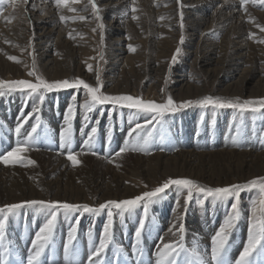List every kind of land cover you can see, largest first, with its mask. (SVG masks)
Listing matches in <instances>:
<instances>
[{"label":"rangeland","instance_id":"rangeland-1","mask_svg":"<svg viewBox=\"0 0 264 264\" xmlns=\"http://www.w3.org/2000/svg\"><path fill=\"white\" fill-rule=\"evenodd\" d=\"M47 1L49 0H26L27 8H24V10L32 9L30 4L40 6V8L44 7L46 4L43 5V3ZM126 1L131 3L129 5L130 8L127 9L132 17L127 16L123 20L125 22L121 26L122 29H120V26L116 25V20L112 18V15L115 13V9L119 11ZM194 1L198 3L195 8L197 10L194 11V18H203L204 21L211 22V26L218 22L219 11L216 8L220 5V2L215 3L213 0ZM23 2L24 0H0V18L7 10L13 9L11 17L1 22L2 25L7 24L5 29H9V35L13 39V42L5 41L0 38L2 47L0 50V81L10 83L13 81L25 80L30 83H36L38 82L37 78H41L49 83H55L64 80H68L69 82L83 80L89 86L100 87L101 92L105 95L117 96L115 91L119 89V91H123L126 95L134 94L142 99H154L157 97L160 103H166L167 99L171 97L177 105L189 100L198 101L208 96L213 98L220 97L226 100L236 99L220 96L228 86H231L229 85L231 84L229 79L217 83L215 78L210 76L208 78L204 70L196 68V64L193 63V61L194 57L198 55L197 49L201 46L200 37L202 34L198 32L197 35H192V31L189 30L183 22H179L174 16L170 22L176 23V26H171L169 21L165 20L164 10L166 8L171 10L172 5H159L158 8L151 9L146 0H94V3L99 9L97 12L93 9L90 0H78L76 3H73L72 0H68L66 4L58 6L59 12L57 15L60 16L61 23L60 26L56 28V31L60 29L61 33H64L62 41L56 44L47 42L44 45L45 47H49V49H52V47L54 49V52H52V62L49 63L48 61L51 60V57L47 55L43 57L39 56L37 51L33 48V42L30 40L31 31L26 30L24 27L26 22L22 20L24 17V11L22 10ZM239 2L241 10H243L244 5L250 6L249 9L253 8L249 0H240ZM87 3L89 6L86 7ZM47 7V9L52 8H49V6ZM80 8L87 9L85 17H73L75 12ZM133 9H135V11H133ZM45 10L46 8L38 12L37 10L31 11H33V14H36L35 16L45 18ZM104 11L108 14L103 15ZM257 11L264 12V9H259ZM109 12H112V15L109 14ZM247 12L251 13L250 10H247ZM6 15L9 16L8 13ZM61 17H64V19L62 20ZM133 17H135V19ZM173 19L176 20L173 21ZM45 20L48 21L49 19ZM259 20L262 21L260 18ZM204 21H202V23H204ZM114 26H116V28L119 27V29L116 31ZM46 27L47 30H49L48 28H50V26ZM202 28H204V26ZM254 28V31L259 30V33H264V25L260 29H258L257 26ZM229 29H225V31H229ZM202 30L203 29H201V31ZM115 31L117 32L116 34H114ZM229 34H231L230 31ZM116 35L126 36L124 48L127 51L123 52L121 57L129 58L123 65L117 66L115 71L111 72L110 61L113 59L110 57V54H112V52L116 53L118 48L121 47L120 44L113 42L115 37H117ZM225 35L226 33L221 32L219 39H222ZM181 40L183 42H181ZM263 40L264 37L260 42L261 46H264ZM177 49H179V52H177ZM71 51H73V54H71ZM190 52H196V55H190ZM46 54H50V52ZM221 56L223 55L221 54ZM10 57L14 59H10ZM68 60H72L71 63H67L69 62ZM182 76H185V82H183L184 86L173 96L170 93L171 87L176 85L177 80L184 79ZM81 87L78 89H59L51 92L42 90V100L39 98V94H29L28 91H8L7 89H3L4 95L0 96V103L3 104V107L10 105L12 100L15 101L16 98L20 97V100L17 101L20 103L18 109L23 111L26 109L24 111V117L20 121H28L27 125L29 124L30 126L28 130H32L35 127L36 131H39V129L37 130V124L40 123L36 122L33 114L47 103V93L56 94L49 100V104H54L55 102H58V104L61 103L63 115L69 116V109H71V115H78L80 119H84V116L87 118L90 117L91 122L89 121L88 124L90 126V131L92 128L96 129L98 116H102L105 120L110 117L117 122H125V127L120 134L118 144L112 151H109L107 155L110 159L104 161L98 160V158L103 156L106 157L107 152H105V149L110 145V139L106 141V136L101 142L102 148L100 149L99 147V149L94 152L93 150L96 149V136L92 142L93 150L86 148L88 150L84 149L87 151L84 157L79 158L76 156L78 159L76 165H73L72 161L69 160L67 169L58 168L49 175L48 181H51L50 186L53 185L56 187V190L60 191L58 195H54L58 191L45 195V190L48 186L44 184L41 187L35 188V191H31L29 194H23L24 196L18 199L19 204H28L27 202L33 201L34 199H32V196L36 195L35 193L37 192L40 196H44L42 199L46 203H67L66 200H68V196L71 194L74 199L78 198L80 202H85L84 204L88 203L90 206L93 205L95 207L101 200L107 199L119 202L134 199L137 196L143 195L145 192L153 191L157 187L162 186L169 179H190L200 187L214 189L229 187L236 184L244 185L254 179L259 180L264 178V168L259 171L258 175H254L255 173L253 174V171H251V173L250 171L247 172L244 170V165H242L244 158L240 154L241 152H250L251 147L257 141L261 142L262 148L260 149L264 150V108H260L259 105L254 106L259 109L258 111L253 112L251 110H246L241 112L238 109H214L211 106L200 107L193 104L190 107L180 108L175 112L165 113L162 118L157 117L155 113H145L135 109L120 108L112 104H96L92 107L91 111H88L86 105L92 103L91 97L87 93V90ZM187 87H189V90L186 91ZM55 91L62 94V102L59 100L60 96L57 97L59 93H54ZM246 92L239 98L241 102L244 100H251L244 98L249 96V92H257V94L264 99V87L261 86V84L259 85L256 79L249 82ZM6 116L9 117L10 115L8 116L6 114ZM59 118L58 116L57 119L59 120ZM63 120L64 118L62 117L60 121L63 122ZM138 125L139 127H137ZM13 128L15 127H11V129ZM78 129L82 132L81 127ZM45 131L52 133L47 141H42L41 138L35 139V141L29 139L24 144H21L23 140L22 137H26V134H23L19 142L21 145H30L33 143L41 144V142H43L44 144H52L51 147H56L55 144H59L61 149L68 150V147L64 145L61 140V135L65 132L61 124L56 130L47 129ZM124 132L126 133L125 135ZM83 135H85V139L88 141L86 132ZM128 135L133 136L134 139H129ZM72 137H74V134ZM72 137L71 152L76 155L77 149H82L86 141L75 144ZM17 140L18 139H15L13 142H17ZM135 140L137 141L136 144ZM177 141L180 142V148L183 149V152L196 148V152L202 154L196 158V160H198V166H201L198 167L199 169L191 171L189 168L182 170L180 167H172L171 165L164 166L161 163L162 161L158 162L155 159L157 154L161 152L166 153V148H169L173 142ZM13 145L15 144L13 143ZM6 147L8 149L11 148L9 145H3L2 150L6 149L3 150L4 153L8 150ZM51 147H47V150L50 151ZM126 148L129 150L123 151L125 153L121 152V149ZM43 149L46 148L43 147ZM130 153H132V155ZM138 153L145 156L143 157V161L146 162L141 163L139 159L133 157V155H137ZM30 163L31 162L26 161L25 157H22L12 164H0V172H6L7 167L14 169L10 171L7 170L8 175L5 174V178H0L1 180H6L7 184L5 186L8 188V191H16L15 189L18 190L20 188V183L17 180L18 178H22L21 176H23V174L26 176V179L27 177L29 178V183H31L36 181V176H40L52 170L50 167H45L44 164L42 165V163L40 165H32ZM0 174L3 176L2 173ZM116 179L120 181V185L122 184L121 186L119 185V190L117 188L118 184L114 181ZM98 181L106 188L99 193H93V186ZM40 188H43V190ZM164 193L169 195V206L165 213L164 226L159 232L166 228L169 221L168 218L176 216V214L178 215V212L188 218L200 219L204 216H210V211L215 209L216 205L219 204L223 205V207L225 206V211L223 216L224 219L216 229L218 232L225 221L233 215L232 205L237 204L239 218H244L243 229L246 230L247 235H245L244 238L240 237L241 250L235 254V256L230 257L228 261H223L224 264H237L240 254L247 246L249 233L254 222L252 213L253 202L258 201L261 195L258 187L243 189L239 193L238 198L207 196L205 193L199 192L197 188H193L191 199H189L188 189L177 185H170ZM11 199L12 197H6L4 199V197L1 196L0 206L3 205L4 200ZM153 200L154 198L151 201H141L135 208L123 212L111 207L100 211L104 212L105 215L102 217L101 221H99L97 231L100 235V240L98 242H93V250L99 247L100 241L103 239L105 227L109 222V212L112 213L111 228L116 225L122 227V225L126 223V218L129 217H134L137 220V227H140L141 221L144 223L147 215H150L149 211ZM257 207H259V205H257ZM33 209L46 216V219H43L44 222L42 226L51 219L53 213L56 216L54 224L56 221L66 219L68 213L75 215L71 229H67L69 233L65 235L63 248L61 246L60 251L66 252L67 254L74 251L75 254L73 257L79 258L81 264H90V260L88 259L89 256L93 258L92 264H99V262L102 264V261L96 258L97 256L90 250L89 245L87 247V251H89L87 259H84L83 244L78 247L79 249H77V245L73 246V243H76V229L79 226L81 217L91 212H85L82 209L75 211L76 213L68 212L62 208L46 209L41 205L40 207L35 206ZM22 214L24 216V212ZM91 214L95 215V213ZM10 215L11 212L7 210L0 212V223L5 225ZM237 221L238 219L235 221V227L237 226ZM261 221H264V214L257 211L255 222L258 229ZM73 229H75L74 233ZM190 229L191 228H186L183 232L188 238L190 235H193V231L190 232ZM211 229H214V225ZM159 232L155 233L157 237L160 235ZM70 233L73 234L71 244L69 243ZM87 235L88 234H86V236ZM209 237H207V239H209ZM112 240L113 241L108 244L105 251L113 252L114 254L120 253L119 255L124 258L122 260L123 262L132 258L128 261V264L134 263V257L137 256V253L141 254L146 251L142 248L144 244L140 243L132 245L138 246L137 249L130 246V252L127 251V247L126 251H124L123 247L117 246L118 243L113 238ZM131 243H133L132 237L130 238V244ZM20 245L24 251V244L20 243ZM155 247H158V243ZM155 247L153 249L150 247L148 251L151 252L155 250ZM177 247L178 245H174L171 252L175 254ZM67 248L71 251L69 252ZM114 250L116 251L114 252ZM105 251L102 253H106ZM192 251H190V249L186 251L188 257L185 258V261H177H179L180 264H200L198 258H196ZM8 254L13 256L10 253ZM13 257L16 259L15 256ZM145 258L147 257H144V259ZM246 259L247 264H264V241L257 245L256 249ZM211 260V257H209V261ZM118 261L119 264H121V259ZM177 261L175 264H177ZM16 262L17 259L14 264H16ZM211 262L214 264L215 261L212 260ZM1 263H4L3 259H0V264ZM161 264H164V262Z\"/></svg>","mask_w":264,"mask_h":264},{"label":"bare ground","instance_id":"bare-ground-1","mask_svg":"<svg viewBox=\"0 0 264 264\" xmlns=\"http://www.w3.org/2000/svg\"><path fill=\"white\" fill-rule=\"evenodd\" d=\"M146 1L147 4L150 5L149 8L151 9L158 8L159 5L161 6L172 5L171 10H169V8H166L164 10L165 20L169 21L171 26L173 27L176 26V23L170 22L174 16L177 18L179 22H183V24L186 25L187 28L192 31L193 33L192 35H197L198 32L202 34L200 37L201 46L197 49L198 55H196V52H190V55L193 54L196 55V57H194L193 63L196 64V68H198L199 70L200 68L204 70L208 78L209 76L215 78L217 83L218 82L221 83L223 80L229 79L231 83L229 85L231 86H228L224 90V92L221 93L220 96L229 97V98H240L243 96V94H245L249 82H251L254 79H256V82L259 85L261 84V86L264 87V46L260 45V42L264 37V33L261 34L259 33V30H255L256 32L253 30L255 29L254 27L256 26L258 27V29H260L264 25V14H263L264 12L257 11L259 9L261 10L264 9V0H249L253 8L249 9L250 6L248 7L247 5L246 6L244 5L243 10H241L240 7L241 6L239 2L240 0H223V1L213 0L215 1V3L220 2V5L217 6L216 8L219 11L218 22L214 23L213 26L210 25L211 22L204 21L203 18L200 17L194 18L195 17L194 11L197 10L195 8H196V4H198L194 0H146ZM130 4L131 3L129 1H126L124 6L119 11H116L117 9H115V13H113V15L112 12H109V14L112 15V18L116 20V25L120 26V29H122L121 26L125 22L123 20L127 16L132 17L129 13V10L127 9L130 8L129 6ZM22 5L21 6L23 7V9L22 8L21 9L24 11L23 14L24 17L22 20L26 22L24 26L25 29L31 31L30 40L33 42L32 44L33 48L34 50L37 51L40 57H43L45 55L51 57L50 58L51 60L48 61L49 63H51L53 59L52 52H54V49L53 47L52 49L51 48L49 49V47H45L44 45L47 42L49 43L52 42L53 44H56L57 42L59 43L60 41H62V38L64 37V33L62 34L60 29L56 31V28H58L61 23V20L59 18L60 16L57 15L59 12V7L57 6L56 1L54 0H49L47 2H44L43 3L44 7L41 8L40 6H34V4H30V6L32 7V9H29L30 11L24 10V8H27L26 0H24ZM47 6H49V8L50 7L52 8L47 9L48 8ZM87 6H89L88 3L86 7ZM44 8H46V10L44 11L46 15L45 18L38 17L35 16L36 14H33L34 10L35 11L37 10L38 12L41 9L44 10ZM86 10L87 9L85 8L84 9L80 8L75 12L73 17H78V18L85 17ZM247 10H250L251 13H248ZM12 11L13 9L7 10V12L2 14V17L0 18V38L9 42L11 41L13 42V39L9 35V29H5L7 27V24L2 25L1 22L6 21L8 18H10L12 15L11 13ZM7 13L9 16L6 15ZM107 14L108 13H105L104 11L103 15H107ZM259 18L262 19V21H260ZM45 19H49V20L46 21ZM175 20L173 19V21ZM202 21H204V23H202ZM46 26H50V28H48L49 30H47ZM203 26L204 28H202ZM114 28H116V26H114ZM117 29H119V27L116 28V31ZM201 29L203 30L201 31ZM225 29L226 30L229 29L231 34H229V31H225ZM116 31L114 32V34L117 33ZM221 32L226 33V35L223 36L222 39H219L220 37L219 35L221 34ZM125 41H126V36H122V35H118L113 40L114 43L120 44L121 47L118 48V51L116 53L112 52V54H110V57L113 59L112 61H110L111 72H114L117 66H120L121 64L123 65V63L127 61V59L129 58V57L126 58L121 57L123 55V52L127 51L124 48ZM1 49L2 47L0 43V50ZM47 52H50V54H46ZM71 54H73V51H71ZM221 54L223 56H221ZM71 61L67 63H71ZM182 77L184 78L185 76ZM183 82H185V78L181 80H177L176 85H173L171 87L172 89L170 93L173 96H175L176 93L184 86ZM187 90H189V87H187L186 91ZM115 92L117 93V96L126 95L124 94L123 91H119V89L116 90ZM54 93H59V92L55 91ZM54 95L56 94L47 93L46 95L48 99L47 103L43 107H40L38 110H36L35 114H33L34 118L36 119V122L40 123L37 124L38 125L37 130L39 129V131L35 130V132H33L32 130H28L30 127L29 124L27 125L28 121L26 122L24 120L20 121L21 119H23L25 114L24 111L26 110L25 109L23 111L18 109L20 103H18L17 101L20 100V97L16 98L15 101L11 99L12 101L10 102V105H6L5 107H3V104L0 103V154H3L4 153L3 150H6V149L2 150L3 145L4 146L9 145L11 148L10 149H8L7 147L6 148L8 149L7 151H10L12 148H15L17 145L24 144L29 139H33V141H35V139L41 138L42 141H47L48 137L52 135V133H48L45 130L47 129L56 130L60 124L61 127L64 128V130H66L69 127V119H68L69 116L62 114L63 113L61 108L62 104L61 103L58 104V102H55L54 104H49V100H51ZM58 96H60L59 100L62 102L63 100V97H61L62 94L59 93L57 94V97ZM131 96L134 98L138 97L134 94H132ZM244 98L251 100L262 99V97L259 96L257 92L254 93L249 92V96ZM143 100L160 103L157 97L154 99L145 98ZM6 114L10 116L7 117ZM58 116L60 117L59 120L57 119ZM62 117L64 118L63 122L60 121ZM84 117H85L84 119H80L78 115H71V119H70L71 134L72 133L74 134V137H72L73 134L71 135V137L74 139L75 144L86 141L85 135H83L85 134V132H86V138H88V141H86L83 148L80 150L77 149L78 152L76 151L75 156H78L79 158L84 157V155H86L87 152L85 150H88L86 148L93 150L92 142L96 136H97V140L95 144L96 149L93 151L94 152L97 151L99 147L101 149L102 148L101 142L107 136L106 141L107 139H110V141L111 140L112 141L111 142L109 141L110 145L105 149V152H107V154L105 153L106 157L103 156L101 158H98V160L104 161L110 159V157L107 155L109 154V151H112V149L118 144L120 134L125 127L124 126L125 122L122 121V123H120L110 117L107 120H105L102 116H98L96 133L94 134V136H92V140L89 141V136L92 135V132L89 130L90 126L88 124L89 121L91 122V119L90 117L88 118L86 116ZM21 125L22 127H20V132L16 133L17 127ZM13 126L15 128L11 129V127ZM79 127L82 128V132L78 129ZM23 134H26V137L25 138L22 137L23 140L20 144L19 139ZM125 134L126 133L124 132V135ZM10 137H11V141H10ZM128 137L129 139H134V137L131 135H128ZM15 139H18L17 142H13V140ZM136 142L137 141L135 140V144ZM13 143L15 145H13ZM260 145L261 142L257 141L251 147L250 152L240 153L244 158L242 163V165H244L243 169L246 170L247 172L253 171V174L255 173L254 175L256 174L258 175L259 171L263 170L264 168V150L260 149L262 148V145L261 146ZM51 146L52 144H44L43 142H41V144L33 143L27 145V150L21 153V158L25 157L26 161L31 162L30 164L32 165L35 164L40 165L42 163V165L44 164L45 167L48 166L52 170H49L40 176H36L35 177L36 181L31 183H29V178L27 177L26 179V176H24L23 174V176H21L23 179L18 178L17 180L20 183V188L18 190L15 189L16 191H8V188H6L5 186L7 184L6 180L0 179L1 182L0 197L2 196L4 197V199L6 197H12L11 200H4L3 205L0 206V209L7 210V206L12 204H19L18 199L24 196L23 194L25 193L29 194L31 191H35V188L41 187L44 184H47L48 186L45 190L46 191L45 195H49L58 191L56 190V187H54L53 185L50 186L51 181H48L49 175L52 173V171L58 168L67 169V167L69 166L68 163L69 159L67 158L69 150L61 149L59 144H55L56 147H51ZM43 147H45L46 149H43ZM47 147L48 148L51 147V150L48 151ZM166 149H167L166 153L161 152L157 154V156L155 157V159L158 162L162 161L161 163L164 166L171 165L172 167H178V168L180 167L182 170L185 168H189L191 171L195 169H199L198 167H201L198 166L199 164L197 163L198 160H196V158L198 156H201L202 154L197 153L196 148H193V150L183 152V149L180 148V142L177 141V142H173L172 145L169 146V148L167 147ZM130 154L132 155V153ZM133 157L139 159L141 163L146 162L143 161V157H145L143 156V154L141 155L138 153L137 155H133ZM7 170L10 171L14 169L7 167ZM7 170H6L7 173L5 171L0 172L3 174V176H1L0 174V178H5V174L8 175ZM114 181L116 184H118L117 188L119 190L122 184L120 185V181H117V179ZM104 188L106 187H103V185L98 181L93 186V193L95 192L99 193L103 191ZM40 189L43 190V188ZM59 193L60 191H58L54 195H58ZM35 194L36 195L32 196V199L37 201H43L42 198L44 196H40V194H38L37 192ZM66 201L67 203H73L74 205H88L91 208H98L99 205L105 204L110 200L107 199L101 200L100 203L94 207L93 205L90 206L88 203L84 204L85 202H80L78 198L74 199L70 194L68 196V200ZM23 205H24L23 207L19 209H15L11 212V215L8 216L7 218L4 228L0 231V259L4 260L3 264H14L16 259H17L16 264H28L29 257L34 256L35 252L37 251V248H34L33 246L34 242L37 244L40 243L36 241V235L39 233L41 227H43L42 226L44 222L43 219L44 218L46 219V216L33 209L35 206L40 207V205H29V204H23ZM168 206H169V195L167 193H161L158 197L154 198L152 205L150 207L151 209L149 211L150 215L148 214L147 218H145L146 220L144 221V227L141 230V237L139 242L140 244H144V246L142 245L143 246L142 248H144L146 251L141 254L137 253V256L134 257L135 258L134 263L132 264H158V263L161 264L162 262H164V264L165 262L166 264H172L173 260L175 261V263L177 260L179 261L181 260L183 262V260L185 261V258L188 257V255H186V251L187 250L189 251V249L190 251L193 250L192 252L195 253L196 258H198V262H201L202 260L203 264H213L211 262L212 260L209 261V257H211L212 240L217 233L216 231L217 227L219 226V224H221V221L224 219L223 216H224L225 206L223 207V205H219V204L216 205V208L210 211L211 213L210 216H204L201 218L199 217L200 219L198 218L196 219L192 217L188 218L187 216L185 217L184 215L178 212V215L176 214V216L168 218L169 221L167 223L166 228L163 231L159 232V230H161V228L164 226L165 213L167 212ZM23 212H24V216L22 214ZM104 215H105L104 212H97L95 213V215L94 214L92 215L90 213L86 216L81 217V219L79 218L80 219L79 226L76 229V243H73V246L77 245V249H79L78 247L82 246L81 244H83V250L85 256L84 259H87V257L89 256V251H87L88 245L90 250L94 252L93 242H98L100 240V235L98 234L97 227L99 226V221H101ZM74 219H75V215L68 213L66 219L56 221V223L53 226L51 238L44 247L43 253L39 257V259L35 262V264H81L79 258L73 257L75 253L74 251L72 252L71 250H69L70 247L67 249L69 252L71 251V253L67 254L66 252L60 251L61 246L63 248L64 237L69 233L67 229H71V225ZM136 223L137 220L134 217H129L126 218V223L122 225V227H118L116 225L111 228L112 238L118 243L117 246H121L124 248V251H126V247L128 248L127 250L128 252H130V246L136 249L138 247V246H132L138 244L136 231L139 227H137ZM243 224H244V218L243 217L238 218L237 226L233 229L232 233L229 234L227 247L224 252L225 257L223 256L224 262L228 261L230 257L235 256V254H237L241 250L240 237L244 238V236L247 235L246 230L243 229ZM213 225H214V229H211ZM181 226L183 227V231L180 230ZM186 228H191L190 232L193 231V235L189 236L190 239L183 234V232L185 231L184 229ZM156 232H159L160 234L159 237L155 235ZM86 234L88 235L86 236ZM131 237L133 243L130 244ZM207 237H209V239H207ZM81 242H86V243H81ZM20 243L24 244L25 246L24 251L22 250ZM157 243H158V247L156 248L155 245ZM165 244H171L173 246L178 245L177 251L175 249L176 253L174 254L173 252H170V254L161 255L162 253H166L167 251L164 249ZM150 247L152 249L155 247L156 249L155 250L151 249L152 251L149 252L148 250ZM115 251L116 250H114V252ZM8 253L15 256L16 259L13 256H10ZM119 254H114L113 252L111 253L108 251L106 253H101L96 258L102 261V264H119L118 261L119 259H121V264H128L129 263L128 261L132 259L130 258L128 261L123 262L122 260L124 258ZM144 257L147 258L144 259ZM92 261L93 258L90 260V264H92ZM179 261H177V264H180ZM214 264H216V262H214Z\"/></svg>","mask_w":264,"mask_h":264},{"label":"snow or ice","instance_id":"snow-or-ice-1","mask_svg":"<svg viewBox=\"0 0 264 264\" xmlns=\"http://www.w3.org/2000/svg\"><path fill=\"white\" fill-rule=\"evenodd\" d=\"M68 0H56L57 6H61L63 4H66ZM73 3L78 2V0H72ZM92 3L93 9H95L97 12L99 9L97 8L96 4L94 3V0H90ZM135 11V9H133ZM99 18V17H97ZM135 19V17H133ZM63 20L64 17H61ZM102 27V26H101ZM181 42H183L181 40ZM177 52H179V49H177ZM10 59H14L11 58ZM99 79V78H97ZM38 82L36 83H30L25 80H19V81H13L10 83H5L4 81H0V96L4 95L3 89H7L8 91H28L29 94H39V98L43 99V91L51 92L53 90H59V89H67V88H75L78 89L81 86L87 90V93L91 97L90 104L86 105V108L88 111H91L92 107H94L96 104H112L117 105L120 108H127V109H135L137 111H142L145 113H155L157 117H163L165 113L168 112H175L183 107H190L193 104H196L200 107H208L211 106L214 109H223V108H232V109H238L241 112L246 110H251L253 112L258 111L259 109L257 107H254L255 105H259L260 108H264V99L260 100H244L241 102L239 98H236L235 100H226L220 97H204L203 99H200L198 101H186L182 104L177 105L174 103L173 99L169 97L166 101V103H155L151 101H144L142 98H134L131 95H119V96H112V95H105L101 92L100 87H92L89 86L87 83H85L83 80H76L74 82H69L68 80L55 82V83H49L45 81L44 79L37 78ZM72 110L69 109V127L65 130L64 133L61 135V140L64 145L68 147V156L67 158L72 161L73 165H76L78 163L77 158L74 154L71 152V119ZM20 127L18 126L16 129V132H20ZM139 127V125L137 126ZM35 128L32 129L33 132H35ZM92 135L89 136V141L92 140V136L96 133V129L92 128L91 130ZM27 150V145H17L15 148L11 149L10 151H6L4 154H0V163H3L5 165L12 164L18 160L21 159V153L25 152ZM128 149H121V152L127 151ZM133 150H139V149H133ZM170 185H177L182 188L188 189V198L191 199L192 195V189L197 188L199 192L205 193L207 196L217 197V198H229V197H237L239 196V193L245 189V188H259L260 191V198L258 201L253 202L252 207V213H253V224L252 229L249 233L248 243L247 246L243 249V252L240 254L239 261L237 264H247V257L250 256V254L256 249L257 245L261 244L262 241H264V221H261L259 229L256 224V213L257 211H260L262 214H264V178H261L259 180L254 179L248 184H236L229 187H219V188H203L199 185H196L192 180L190 179H169L167 182H165L162 186L157 187L153 191L145 192L141 196H137L134 199L129 200H123V201H108L105 204L99 205L98 208H91L88 205H74L69 203H59V202H44V201H37L33 200L30 202H27L29 205H41L43 208L46 209H57L62 208L68 212H75L79 210H83L85 212H91V213H97L105 208H115L123 211L131 210L135 208L137 205L140 204L141 201L148 200L151 201L153 198L158 197L161 193H164L166 189L169 188ZM259 205V207H257ZM23 204H12L7 206V211L12 212L15 209H19L23 207ZM233 215L230 216L224 223V225L220 228V230L216 233L215 237L212 240V249H211V259L216 262V264H224L223 262V253L226 250V245L228 243V237L231 232V230L235 227V221L239 218V211H238V205L233 204L232 205ZM4 209H0V212H3ZM109 222L108 225L105 227L104 230V236L103 239L100 241V245L98 248L94 250V254L96 256H99L108 246V244L112 240V234H111V217L112 213L109 212ZM56 219L55 214L53 213L51 216V219L47 221V223L41 227L39 233L36 235V241L40 242L39 244L34 242V248H37V251L35 252L34 256H30L28 260V264H35V262L39 259L41 254L44 251V247L48 243V241L51 238V233L54 226V221ZM4 224L0 223V230L4 228ZM144 227L143 221L140 223V227L136 231V237H137V243L140 242L141 237V230ZM181 231H183V227L181 226ZM75 232V229H73V233ZM73 239V234H69V243H71ZM164 249L167 250L166 253H162L161 255L170 254V252L173 250V245L171 244H165ZM195 254V253H194ZM92 259V256H89V260ZM172 264H175V261H172ZM200 264H203V261L201 260Z\"/></svg>","mask_w":264,"mask_h":264}]
</instances>
